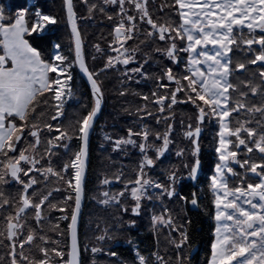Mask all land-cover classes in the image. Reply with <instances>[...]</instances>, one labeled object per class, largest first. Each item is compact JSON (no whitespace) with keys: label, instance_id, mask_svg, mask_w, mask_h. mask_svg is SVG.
<instances>
[{"label":"snow or ice","instance_id":"obj_1","mask_svg":"<svg viewBox=\"0 0 264 264\" xmlns=\"http://www.w3.org/2000/svg\"><path fill=\"white\" fill-rule=\"evenodd\" d=\"M62 12L0 0V264H83L88 252L90 264H193L201 215L205 264H264V0H62ZM97 17L108 39L86 54L80 22ZM61 19L67 51L50 40ZM112 73L126 102L113 119H133L99 147L136 159L108 156L92 198L112 213L82 248L91 137ZM78 76L90 99L73 108ZM144 216L156 237L147 254L132 235ZM123 244L131 261L114 250Z\"/></svg>","mask_w":264,"mask_h":264},{"label":"trees","instance_id":"obj_2","mask_svg":"<svg viewBox=\"0 0 264 264\" xmlns=\"http://www.w3.org/2000/svg\"><path fill=\"white\" fill-rule=\"evenodd\" d=\"M24 2V0H21ZM28 2V0H27ZM35 3H39L40 6L44 8L45 11H49L52 14L63 16L64 13L62 12V0H34ZM78 2V0H77ZM78 15L84 16L86 15V10L84 8H78ZM65 21L61 19L60 26L58 28H54L53 31L55 35L50 36V40L53 42H60L62 45L65 46V50L69 44L71 43L70 32L68 28L64 26ZM80 26L82 29V35L85 41V52L86 54H93L94 49L92 47L93 44L99 42L102 46L106 45L108 39V32H109V23L104 20L100 22L99 17H97L96 21H81ZM46 36L49 34H45ZM103 35L104 39H101ZM99 55V54H96ZM89 64H92V61L89 59ZM155 70V69H153ZM115 73L110 74V76L105 79L104 86L106 89V96H107V106L103 109V114L100 115L99 119L97 120L96 129L101 130L102 132H107L111 135H122L124 134V129L127 125L128 121H131L133 118L127 116L126 114L120 112L119 117L113 119L121 108V106H126V102L118 96V86L119 82L116 79ZM77 87L81 94V99L79 103L75 101L71 102V106L73 108H79L80 104L85 103L88 99H90V91L85 83L84 79L77 77ZM143 91H147V86H141ZM128 102L135 103V98L128 97ZM188 107L186 110L178 109L177 118H179L181 111H188ZM111 113L112 115H109ZM116 125V127H113ZM96 133V132H95ZM94 133V134H95ZM93 134L91 137V153H90V165L87 173V183H86V191H85V198H84V205H83V216L79 224V239L81 243V247L85 244L89 245V247L95 242L93 240L94 234L97 232L96 225L97 223L100 224V227H104V220L108 219L111 216L112 209L105 210L102 206L98 205L97 201L92 197L98 193L100 190V186L98 184L97 177L105 171L106 168L110 167V161L108 160V156L111 154L113 159L116 161L117 166L121 159H123L124 163L131 164L135 159L136 156L132 155L131 157H121L117 156L116 154L110 152H102L100 147H98V140L96 136ZM98 137V136H97ZM205 145L207 146L208 151L206 152L209 156L212 149V131L209 127V131H207V138L204 141ZM210 150V151H209ZM135 152V150H133ZM175 160V157H173ZM178 162V161H176ZM122 185L118 182L112 185V190H118ZM187 191V189H186ZM61 215L59 211L53 210V222L55 219ZM206 216H197L195 217V224L194 229L195 235L193 243L197 245V254L192 256L193 264H205V259L208 254L209 249V221H204ZM69 221H60L61 227L66 228L67 223ZM140 228L138 232L134 231L132 233L133 236L137 237V240L140 243V247L147 252L153 250L156 247V237L154 233L150 230L148 217L144 216L140 219ZM87 224L88 226H86ZM202 229V230H201ZM160 246L161 249L164 247V238L163 236L160 237ZM130 246L127 244H123L121 248L114 249L118 251L125 259L131 261L134 253L129 250ZM91 253H83L82 260L83 264H90L91 262ZM100 261H107L110 258L100 255L97 257ZM114 259V258H111ZM204 261V263H202Z\"/></svg>","mask_w":264,"mask_h":264},{"label":"flooded vegetation","instance_id":"obj_3","mask_svg":"<svg viewBox=\"0 0 264 264\" xmlns=\"http://www.w3.org/2000/svg\"><path fill=\"white\" fill-rule=\"evenodd\" d=\"M107 21V20H106ZM108 22V21H107ZM109 23V22H108ZM167 61H165V63H166ZM181 108L183 109V110H186V108H187V106H184V105H182L181 106ZM209 131V130H208ZM206 138H207V131L203 134V139H204V141H206ZM210 151V150H209ZM209 159H214V157H211V156H209L207 153L205 154V171H207V162H208V160ZM206 220H208V218L207 217H205L204 218V221H206ZM209 221V220H208ZM210 222V221H209ZM195 254H197V245H194V249H193V254H192V256L193 255H195ZM202 263H204V261L202 262Z\"/></svg>","mask_w":264,"mask_h":264},{"label":"rangeland","instance_id":"obj_4","mask_svg":"<svg viewBox=\"0 0 264 264\" xmlns=\"http://www.w3.org/2000/svg\"><path fill=\"white\" fill-rule=\"evenodd\" d=\"M93 54H96L95 52L93 53ZM96 133L94 134L95 136H96V138H97V140H98V147H99V145L103 142V133L104 132H102L101 130H99V129H96V131H95ZM98 136V137H97ZM117 182H114L113 183V185L114 184H116ZM86 226H88L87 224H85Z\"/></svg>","mask_w":264,"mask_h":264},{"label":"water","instance_id":"obj_5","mask_svg":"<svg viewBox=\"0 0 264 264\" xmlns=\"http://www.w3.org/2000/svg\"><path fill=\"white\" fill-rule=\"evenodd\" d=\"M68 31L70 32V29L68 28ZM84 79V81H85V83L87 84V82H86V78H83ZM87 86H88V88H89V91H90V86L87 84ZM83 205H84V201H83ZM82 210H83V206H82ZM81 221V220H80ZM79 224H80V222H79ZM78 234H79V225H78Z\"/></svg>","mask_w":264,"mask_h":264},{"label":"built area","instance_id":"obj_6","mask_svg":"<svg viewBox=\"0 0 264 264\" xmlns=\"http://www.w3.org/2000/svg\"><path fill=\"white\" fill-rule=\"evenodd\" d=\"M33 3H35L34 0H28V2H27L28 6H31V4H33Z\"/></svg>","mask_w":264,"mask_h":264}]
</instances>
